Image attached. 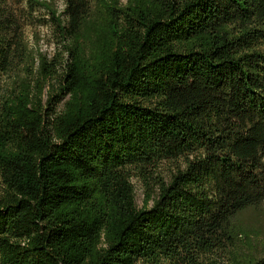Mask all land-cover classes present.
I'll return each mask as SVG.
<instances>
[{
  "label": "trees",
  "instance_id": "1",
  "mask_svg": "<svg viewBox=\"0 0 264 264\" xmlns=\"http://www.w3.org/2000/svg\"><path fill=\"white\" fill-rule=\"evenodd\" d=\"M8 1L0 264H264V0Z\"/></svg>",
  "mask_w": 264,
  "mask_h": 264
},
{
  "label": "rangeland",
  "instance_id": "2",
  "mask_svg": "<svg viewBox=\"0 0 264 264\" xmlns=\"http://www.w3.org/2000/svg\"><path fill=\"white\" fill-rule=\"evenodd\" d=\"M52 5L53 8L60 13L64 10V0H40ZM4 0H0L2 4ZM9 7L13 9L18 16L25 34L26 41L33 51H38L52 57L56 51V36L54 35L51 15L44 6L33 5L29 6L27 1L17 3L15 0H9ZM135 187L136 203L139 207L143 204L144 187L138 180H133ZM242 246L245 247V252H248L252 247L260 249V241L256 236L250 237L249 249L247 248V239L240 238Z\"/></svg>",
  "mask_w": 264,
  "mask_h": 264
}]
</instances>
